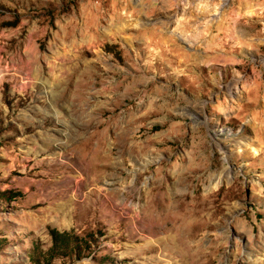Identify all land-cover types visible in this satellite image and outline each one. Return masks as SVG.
Returning a JSON list of instances; mask_svg holds the SVG:
<instances>
[{
    "label": "rangeland",
    "instance_id": "1",
    "mask_svg": "<svg viewBox=\"0 0 264 264\" xmlns=\"http://www.w3.org/2000/svg\"><path fill=\"white\" fill-rule=\"evenodd\" d=\"M261 125L264 0H0V264H264Z\"/></svg>",
    "mask_w": 264,
    "mask_h": 264
},
{
    "label": "trees",
    "instance_id": "2",
    "mask_svg": "<svg viewBox=\"0 0 264 264\" xmlns=\"http://www.w3.org/2000/svg\"><path fill=\"white\" fill-rule=\"evenodd\" d=\"M52 249L51 251L55 249H61V248H67L69 246V243L71 242V239L68 236L67 232H58L53 230L52 231ZM75 251V249H73Z\"/></svg>",
    "mask_w": 264,
    "mask_h": 264
},
{
    "label": "bare ground",
    "instance_id": "3",
    "mask_svg": "<svg viewBox=\"0 0 264 264\" xmlns=\"http://www.w3.org/2000/svg\"><path fill=\"white\" fill-rule=\"evenodd\" d=\"M258 127H259V126H258ZM260 130L264 133V125H261V126H260ZM262 132H261V133H262ZM255 143H256V142H255ZM202 231H204V226L201 224V225H199V229L197 230V233H196L195 236L198 237V235H199Z\"/></svg>",
    "mask_w": 264,
    "mask_h": 264
}]
</instances>
